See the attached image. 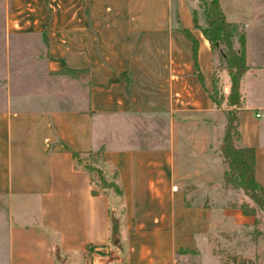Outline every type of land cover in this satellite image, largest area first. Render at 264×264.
Masks as SVG:
<instances>
[{"label":"crops","instance_id":"1","mask_svg":"<svg viewBox=\"0 0 264 264\" xmlns=\"http://www.w3.org/2000/svg\"><path fill=\"white\" fill-rule=\"evenodd\" d=\"M218 1L226 20L245 29L240 143L254 149L264 187V116L256 117L264 113V0ZM197 3L5 0L0 264H193L228 217L238 225L255 217L208 200L226 188L223 132L213 134L226 115L209 96L214 56L194 27ZM181 27L197 41L196 62ZM190 129L201 146L189 157ZM102 144L119 195L75 162V152Z\"/></svg>","mask_w":264,"mask_h":264},{"label":"trees","instance_id":"2","mask_svg":"<svg viewBox=\"0 0 264 264\" xmlns=\"http://www.w3.org/2000/svg\"><path fill=\"white\" fill-rule=\"evenodd\" d=\"M197 8L191 9L195 28H199L208 40L214 59L212 72V88L209 96L214 107L225 112L226 124L221 138L220 154L223 169V179L226 186L240 188L264 212V187L255 180V151L252 147L240 143L238 112L243 106L240 81L244 73L250 68L246 60V34L244 25L227 21L218 0H197ZM201 10L203 22H199L198 10ZM174 19L178 20L177 10L174 9ZM192 42L193 58L196 62L197 41L191 31L179 28ZM216 54L218 56L216 62ZM226 69L230 86L227 93L223 89L221 71ZM104 144L92 148L85 153L75 152L76 164L82 166L91 176L98 188L120 194L121 190L116 182L117 172L111 170L103 158ZM96 174V178L94 177ZM97 190H92L96 194ZM245 214L255 215L254 208L243 206ZM184 250H182L183 252ZM241 264L248 263L246 261Z\"/></svg>","mask_w":264,"mask_h":264},{"label":"rangeland","instance_id":"3","mask_svg":"<svg viewBox=\"0 0 264 264\" xmlns=\"http://www.w3.org/2000/svg\"><path fill=\"white\" fill-rule=\"evenodd\" d=\"M5 0H0V44L2 42L1 31L3 30L4 13H5ZM216 54V62L217 61ZM225 70L223 69V73ZM222 116L215 118L216 125L213 126L214 137L223 132ZM192 129L189 130L188 153L189 157L194 153L192 150L201 146L196 138V133ZM106 134L102 133L98 136L104 137ZM193 140V142L191 141ZM204 142V140H203ZM192 147V148H191ZM192 158V170L196 168L193 163L197 160ZM182 153L180 151L178 164L181 166ZM192 172V171H191ZM193 173V172H192ZM194 174V173H193ZM96 174L94 173V177ZM96 178V177H95ZM210 191L213 193L214 188ZM214 197L208 200L212 203L221 205H231L233 208H254L256 210L255 217H251V222L246 225L237 224L234 215L227 218L225 223L222 224L220 230L215 235V240L210 243V246L204 247L201 252V258L193 257V264H241L246 261L248 263L264 264V212L258 205L245 194L242 189L232 186H226L222 191L214 192ZM214 237V235H213ZM213 252V253H211Z\"/></svg>","mask_w":264,"mask_h":264},{"label":"water","instance_id":"4","mask_svg":"<svg viewBox=\"0 0 264 264\" xmlns=\"http://www.w3.org/2000/svg\"><path fill=\"white\" fill-rule=\"evenodd\" d=\"M119 241V235L117 229H113L112 235H111V244L113 246H117Z\"/></svg>","mask_w":264,"mask_h":264},{"label":"built area","instance_id":"5","mask_svg":"<svg viewBox=\"0 0 264 264\" xmlns=\"http://www.w3.org/2000/svg\"><path fill=\"white\" fill-rule=\"evenodd\" d=\"M262 116H264V113H261V112L256 113V117H262ZM105 264H117L116 259L107 260Z\"/></svg>","mask_w":264,"mask_h":264}]
</instances>
